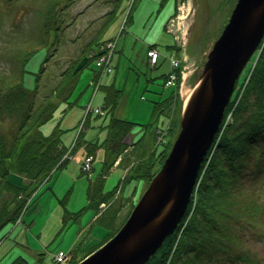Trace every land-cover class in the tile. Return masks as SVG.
<instances>
[{
	"label": "rangeland",
	"instance_id": "374dc122",
	"mask_svg": "<svg viewBox=\"0 0 264 264\" xmlns=\"http://www.w3.org/2000/svg\"><path fill=\"white\" fill-rule=\"evenodd\" d=\"M51 1L55 0H0V77L18 78L22 75L23 87L32 91L35 77L47 58L40 80L41 84L51 88L58 75L71 66L92 39L97 42L101 40L106 45L114 37L112 45L116 52L109 62L112 71L108 67L105 68L106 72H103V68L96 69L93 61L80 70L78 81L68 99L71 106L59 119V126L63 129L60 137L62 145L70 147L62 157L67 163L56 168L48 182L28 199L23 223L18 226L6 225L0 231V264H9L17 257L25 258L29 264H49L51 254L56 252H63L69 260L79 261L105 237L107 231L94 219L99 210L93 207L62 227L65 223L62 224L60 218L62 204L59 202H63L70 213L82 210L87 204L86 189L89 182L104 174L102 191H112L128 168V160L132 159L129 153L131 148H127L118 164L104 172V152L98 150L90 170L84 172L81 163L85 156L80 150L74 152L75 147H71L82 107L92 98L90 83L95 71L100 72L96 74L95 80L96 85L101 87L95 92L91 107L101 108L104 103L103 88L113 86L119 91L114 117L135 124L125 138L127 144L131 145L144 135L146 140L153 142L152 149L155 151L164 148V145L173 143L178 134L181 109L185 104L181 89V108L170 112V115L160 114L152 121V102L166 98L173 91L172 87L164 86L163 76L170 71L168 56L171 49L168 46L174 45L178 49L176 45L179 43V52L175 50V54L183 65L182 85L185 82L186 88L192 92L200 77L206 54L219 37L236 2L168 0L161 2L164 5L162 8L161 0H137L127 8L128 3L122 0L106 22L105 14L113 8V0H56L54 29L45 36L42 26L47 5ZM130 14L128 31L118 36L123 18ZM170 30L175 34L174 39L166 33ZM182 45L185 50L181 49ZM150 47L160 54L157 65L152 67L147 64L146 58V49ZM30 53L33 54L23 62V56ZM184 74L188 75L186 81ZM99 75H102L101 78ZM58 111L44 127L45 133L58 120ZM105 124V115L89 114L82 139L100 143L106 135ZM9 179L19 185L26 184V179L18 175H11ZM262 179V190L258 191L263 196L260 199L263 203L264 176ZM142 184L131 181L121 187L115 201L119 206L116 226L121 224L133 201L141 196L145 189V184ZM243 240L249 260L240 264H264V234L248 229L243 232Z\"/></svg>",
	"mask_w": 264,
	"mask_h": 264
},
{
	"label": "trees",
	"instance_id": "16d2710c",
	"mask_svg": "<svg viewBox=\"0 0 264 264\" xmlns=\"http://www.w3.org/2000/svg\"><path fill=\"white\" fill-rule=\"evenodd\" d=\"M55 1H51L46 8L42 26L45 36L54 29ZM120 1L122 0L112 1L113 8L105 14L106 22L111 19ZM163 1L168 0H161L160 3ZM163 3L160 5L162 8ZM134 7L135 5L132 10ZM127 19L131 22V14ZM98 44L97 40L92 39L71 66L58 75L51 88L41 84L40 80L47 58L35 77L32 91L23 87L22 75L18 78L0 77V231L16 220L46 176L67 163V160H62L65 148L60 139L63 129L59 126V119L71 106L68 99L78 81L79 72L89 65L92 58L90 56H94ZM168 48L176 50L174 45ZM32 54L24 55L23 62ZM247 64L225 109L224 118L231 113L232 122L215 135L200 167L198 186L193 197V211L187 217L189 205L175 233L165 240L147 264L248 262L243 232L251 229L264 234V200L262 203L260 199L263 196L258 191L264 176V42L255 50ZM182 70L181 63L175 69L177 80L173 91L166 98L152 102V121L160 114L170 115V112L181 108L179 88ZM103 90L105 138L100 143L86 142L80 134L74 145L75 152L80 150L85 157L94 158L96 152L102 150L104 172H108L117 158L127 148H131L129 153L132 159L128 160V168L119 184L123 186L131 181L142 182L146 188L160 169L172 142L155 151L152 149L153 142L142 135L131 145L127 144L125 138L135 124L113 115L119 91L113 86L104 87ZM58 110V120L45 133L44 127L54 119ZM11 175L23 177L26 184L13 183L9 179ZM103 179L104 174L89 182L86 189L87 204L82 210L70 213L63 202L59 201L62 204L60 218L62 224L65 223L62 227H66L69 221L77 220L88 208L93 207L98 211L101 203L113 198L115 190L103 193ZM136 200L130 205L119 226H116L119 206L115 201L100 214L96 223L107 234L82 259L116 234ZM192 201L191 199L190 204ZM79 261L70 260L67 264H77ZM9 264L29 263L25 258L17 257Z\"/></svg>",
	"mask_w": 264,
	"mask_h": 264
},
{
	"label": "water",
	"instance_id": "95a60500",
	"mask_svg": "<svg viewBox=\"0 0 264 264\" xmlns=\"http://www.w3.org/2000/svg\"><path fill=\"white\" fill-rule=\"evenodd\" d=\"M264 37V0H236L181 109L179 131L116 234L77 264H147L187 211L236 81Z\"/></svg>",
	"mask_w": 264,
	"mask_h": 264
},
{
	"label": "built area",
	"instance_id": "2783aa9c",
	"mask_svg": "<svg viewBox=\"0 0 264 264\" xmlns=\"http://www.w3.org/2000/svg\"><path fill=\"white\" fill-rule=\"evenodd\" d=\"M127 1L132 2L133 0H127ZM181 7H183V6H181ZM181 7H179V8H181ZM181 12H183L182 9H181ZM124 25H125V19L122 22V25L120 27V31H122L124 29ZM114 42H115L114 40H109V41H107L106 45L101 43L98 47L97 58L95 60V66L98 68H103L104 69L103 72H106L105 68H107V67H108V70L111 71V63H109V62L111 60V55L114 51V45H112V44H114ZM147 55L149 57L150 64L154 65L157 61L158 53L156 51H148ZM170 63H171L173 68H175L178 64L177 60L174 59V57L172 55L170 56ZM175 80H176V75L174 73H171L168 76L165 85H167V86L173 85ZM96 84H97V82L94 83V92L98 87V85H96ZM85 111L86 112L92 111V112L99 114V115L103 114V112L99 108H92L90 103L87 104ZM230 119H231V116L229 114L226 118L225 123L230 121ZM89 166H90L89 165V159H87L83 163L82 168H83V170H88ZM18 222H20V218L17 219L16 223H18ZM64 261H66V256L63 255L61 252L57 253L56 255H54L52 257V262H54V263H61Z\"/></svg>",
	"mask_w": 264,
	"mask_h": 264
},
{
	"label": "bare ground",
	"instance_id": "6f19581e",
	"mask_svg": "<svg viewBox=\"0 0 264 264\" xmlns=\"http://www.w3.org/2000/svg\"><path fill=\"white\" fill-rule=\"evenodd\" d=\"M187 77H188V75L187 74H184V81H186ZM182 94H183L184 103H186V101L189 98V95L191 94V90H189L188 88H186L185 82L182 85Z\"/></svg>",
	"mask_w": 264,
	"mask_h": 264
}]
</instances>
